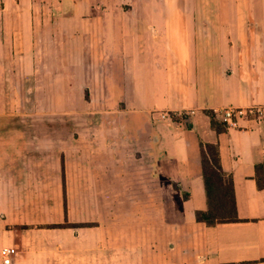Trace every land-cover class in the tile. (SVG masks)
<instances>
[{
  "label": "crops",
  "instance_id": "1",
  "mask_svg": "<svg viewBox=\"0 0 264 264\" xmlns=\"http://www.w3.org/2000/svg\"><path fill=\"white\" fill-rule=\"evenodd\" d=\"M224 106H264V0H0L9 264H71L70 251L74 264H118L117 234H85L96 220L40 225L71 221L69 192L101 206L106 188L114 207L151 209L132 236L162 249L156 264H264V114L216 131L205 111ZM199 140L217 145L237 221L193 218Z\"/></svg>",
  "mask_w": 264,
  "mask_h": 264
},
{
  "label": "rangeland",
  "instance_id": "2",
  "mask_svg": "<svg viewBox=\"0 0 264 264\" xmlns=\"http://www.w3.org/2000/svg\"><path fill=\"white\" fill-rule=\"evenodd\" d=\"M45 8L53 11L58 6L56 5H43ZM65 10H69L70 8L64 7ZM125 192V191H124ZM74 193V197L71 196V194ZM81 193L79 192H69V197L67 199V207L69 211V219L70 222H64L60 224H40V225H69L72 227L71 229L76 230V227H79L78 225H71L73 221L75 220H96L98 225L96 228L87 227L84 231L85 234L93 233L94 231L100 234H103L104 236H108L110 233L117 234V238H114V244L118 245V257L116 260L118 261V264L126 263L130 259L137 260L140 264H142L144 261L148 260L149 255L147 252H151L152 263L156 264L157 262V256L152 255V253H157L161 251L158 246L156 247H150L148 248L145 244L142 243L140 239H136L132 236L133 232H139L142 234V231H146L148 233V230L146 229V226L141 221V217L147 214V212L150 213L151 209L142 208L139 206L138 208H127L124 204L119 205L117 207H114L111 204L109 194H111L110 189L106 188L102 191V197L103 202L100 204L101 206L97 205V199L96 202L94 201V194H88L85 199H82L79 197ZM194 199H197L195 196ZM187 208V205L183 204V210ZM25 213H28L27 210H24ZM131 219H137L135 223L132 222ZM76 221L74 223L77 224ZM86 225H93L95 222L93 221H87L85 223ZM152 231H155L153 234L154 238H151L150 241L152 242V245L159 244L162 240L159 237L161 236V231L159 228H151ZM38 233L43 234L41 231H34L33 234ZM37 240H47L50 241L49 236L44 237H38ZM113 241V239H112ZM11 242V239L9 237L8 233L4 232V227L0 226V246L2 245H8ZM167 245V244H166ZM15 248L17 247L16 244H12ZM171 253V252H170ZM70 257H71V264L73 263V260L77 259L78 261V255L73 254L72 251H70ZM0 264H3L0 258ZM172 264V263H168Z\"/></svg>",
  "mask_w": 264,
  "mask_h": 264
},
{
  "label": "trees",
  "instance_id": "3",
  "mask_svg": "<svg viewBox=\"0 0 264 264\" xmlns=\"http://www.w3.org/2000/svg\"><path fill=\"white\" fill-rule=\"evenodd\" d=\"M205 112L213 129L216 131L225 129V124L214 118L211 110ZM198 155L205 208L194 210V220L205 224L239 220L235 213L231 177L220 166L216 143L199 140ZM257 179H259L258 176ZM85 223L72 222L71 225H86Z\"/></svg>",
  "mask_w": 264,
  "mask_h": 264
},
{
  "label": "built area",
  "instance_id": "4",
  "mask_svg": "<svg viewBox=\"0 0 264 264\" xmlns=\"http://www.w3.org/2000/svg\"><path fill=\"white\" fill-rule=\"evenodd\" d=\"M253 113L255 116L264 114V106H248L246 108H236L224 106L214 110L213 115L224 124H233L235 118L242 114ZM161 113L160 116H165ZM16 252V248L12 245H2L0 247V258L3 264H9L12 255Z\"/></svg>",
  "mask_w": 264,
  "mask_h": 264
}]
</instances>
